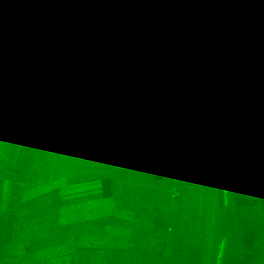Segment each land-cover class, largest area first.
I'll return each mask as SVG.
<instances>
[{"label": "rangeland", "instance_id": "rangeland-1", "mask_svg": "<svg viewBox=\"0 0 264 264\" xmlns=\"http://www.w3.org/2000/svg\"><path fill=\"white\" fill-rule=\"evenodd\" d=\"M73 1L24 0L26 9L17 17L27 30L0 24V264H220L227 194L233 196L231 210L242 218L241 236L247 233L251 240L264 228L254 201L237 200L238 177L228 168L226 153L218 166L232 186L224 185L217 171L196 49L201 0H109L100 25L114 30L115 38L101 84L76 82L70 67L74 43L82 34L81 26L69 21ZM44 14L48 45L43 85L34 89L30 79L26 88L9 90L10 60L19 51L15 47L27 41L31 54L33 41L43 36L39 23ZM129 24L162 28L164 75L115 77ZM253 79L238 80L242 109L258 110L248 131L261 128L258 120L264 123V85ZM106 90H127V103L142 107L145 117L161 115V120L156 116L159 127L146 121L139 131L149 132L130 136L140 155L135 197L124 171L133 154L124 159L112 151L124 148L127 153L129 142L117 143L122 136L112 135L119 128L115 122L86 108L90 93ZM173 114L183 118V126L177 121L165 127V118ZM161 163L163 176L158 177ZM93 176L110 177L105 188L115 199H125L129 207L124 212L135 211L136 219L124 223L111 219L122 216L120 212L108 219L100 212L60 223L56 208L67 204L60 188L77 194L72 199L79 210L91 209L98 203L95 187L83 181ZM258 263L254 256L236 262Z\"/></svg>", "mask_w": 264, "mask_h": 264}, {"label": "trees", "instance_id": "trees-1", "mask_svg": "<svg viewBox=\"0 0 264 264\" xmlns=\"http://www.w3.org/2000/svg\"><path fill=\"white\" fill-rule=\"evenodd\" d=\"M108 2L73 1L69 21L82 29L70 61V67L76 71V82L101 84L104 81L115 38L114 30L100 25ZM45 9L47 11V7ZM24 10V0H14V12ZM198 15V68L211 117L216 167L224 185L232 186L224 168L218 166L221 154L226 153L228 168L238 177L235 186L240 187L241 193L236 194L237 200L254 201L264 228V131L261 130L264 123L258 120L261 128L255 126L248 131L250 119L258 110H249L246 106L243 110L238 100L239 79L254 78L264 85V0H201ZM45 18L46 14L39 23L44 26L41 28L43 36L33 41L31 48V81L37 90L43 85L47 56ZM165 68L162 28L155 24L127 25L115 76L160 77L165 74ZM111 103L110 93L96 91L89 94L86 108L96 112L99 119L108 120ZM157 174L160 177L162 170ZM103 194L109 195L108 192ZM232 203L233 196L227 194L226 235L220 264H236L239 259L251 256L258 258V264H264V230L251 240L247 233L241 236L242 218H238L236 210H231Z\"/></svg>", "mask_w": 264, "mask_h": 264}, {"label": "crops", "instance_id": "crops-1", "mask_svg": "<svg viewBox=\"0 0 264 264\" xmlns=\"http://www.w3.org/2000/svg\"><path fill=\"white\" fill-rule=\"evenodd\" d=\"M26 7V6H25ZM26 9V8H25ZM24 12V11H23ZM21 12V13H23ZM21 13L14 12V0H0V24L1 22H4L5 24H12V27L18 28V30H27V27L24 26L22 29L21 26H19V22L23 21V18H18ZM4 16V17H2ZM6 18V20H4ZM18 19V20H17ZM18 21V22H17ZM17 22V23H15ZM16 25V26H15ZM21 25V24H20ZM28 42L24 41L23 45H18L15 48H18L17 55H11L13 58L10 60L11 62V76L13 75V78L10 76L11 81L9 82V90H21L23 87L26 88L27 84H30L31 74H30V62H31V54L28 50ZM113 49V48H112ZM17 51V50H16ZM46 71V68H45ZM15 76V77H14ZM116 77V76H115ZM139 78V77H138ZM13 79L16 81L13 84ZM112 95V103H111V111L109 115L108 120L103 121H111L115 122L116 126L119 128L113 132V136L120 135L122 136L116 142H129V147L127 148V153L124 154L125 150L124 148H118L112 149V151L116 154H120L118 158H124L126 154H133L132 160H128V163L126 164V168H124L126 178L130 179L127 183L129 187H132L134 189L133 197H135V191L139 189L140 182H138V178L140 177V172L137 168V156L140 157L138 150L135 148L134 143L136 138L131 137V135H137V133H147L150 130L147 128L143 130V132L139 131V127L146 125V121L150 126H160L161 122L158 120L156 116H160L155 114H148L146 117L143 115L141 110H143L142 107H139L138 105H129L127 103V90H106ZM157 90H153V101L157 100ZM126 96V97H125ZM168 109V108H167ZM152 111V110H149ZM183 118L178 119L177 114H173L170 116V119L165 118V127H168L169 125H172L174 122L176 125L179 122L180 125L183 124L182 121ZM178 121V122H177ZM183 126V125H182ZM16 127V126H15ZM138 128V129H137ZM157 128V127H156ZM17 129V127H16ZM15 129V130H16ZM132 129L134 131H132ZM164 131H166L164 129ZM17 132V130H16ZM160 132V131H158ZM160 134V133H159ZM124 135H129L128 138H123ZM165 133H163V136ZM136 149V150H135ZM132 150V152L128 151ZM136 151V152H134ZM142 157V156H141ZM136 159V160H135ZM216 162V161H215ZM118 165H120L118 163ZM123 166V164H122ZM164 167V163L160 164V170H162ZM218 171V170H217ZM219 172V171H218ZM158 175V174H157ZM163 176V173H162ZM161 177V176H160ZM137 180V182H135ZM83 182H90L84 184V186H94L95 187V200H98V203L92 204V208L88 210H79L80 207L75 205L73 202V199L77 194L74 192H63L65 190V187H61L60 191V197L62 200H67V204H62L61 206L56 208V217L60 223H66V222H78L81 219H87L89 216H91L93 213L99 214L100 212L109 215L106 217L108 219L111 218L110 214H117V212L122 213V216L115 215L114 217L119 218L120 222H131L132 220L136 219L137 214L135 211H129L128 213L124 212V207L128 208L129 204L126 203L125 199L117 200L113 196V193L111 191H107L108 189L105 188V185L111 184V178L107 177L105 179H102L98 176H93L88 178L87 180ZM73 185L77 184L76 182L72 183ZM86 192H89L87 188H83ZM103 192H108L109 195H104ZM82 211H86L81 214ZM92 212V213H91ZM85 214V215H83ZM83 215V216H81Z\"/></svg>", "mask_w": 264, "mask_h": 264}]
</instances>
